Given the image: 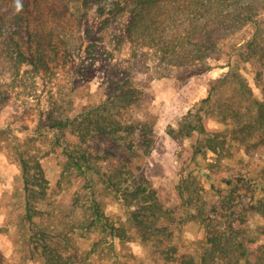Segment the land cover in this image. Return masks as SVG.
I'll list each match as a JSON object with an SVG mask.
<instances>
[{
	"label": "rangeland",
	"instance_id": "1",
	"mask_svg": "<svg viewBox=\"0 0 264 264\" xmlns=\"http://www.w3.org/2000/svg\"><path fill=\"white\" fill-rule=\"evenodd\" d=\"M125 27L123 21L118 37L106 45L95 40L83 41L81 45L77 37L72 55L59 61L50 75L39 74L28 66L22 67L20 73L10 70L0 73V92L4 94L0 96V227L8 229L0 234V252L7 258V264H43L41 260H27L16 244L17 224L25 203L18 158L21 152H27L40 159L49 181L42 224L69 234L71 243L81 251L90 250L99 242L101 245L95 249L98 253L91 258L93 264L117 262L115 255L125 264H244L238 258L243 250H257L264 244L261 235L264 216L253 210L264 201V181H260L264 153L231 146V135L225 148L219 149L223 157L219 160L216 159L218 153L204 148L203 138L198 134L176 140L171 130L177 129L182 119L208 97L216 80L230 72L239 74L256 98H262L256 83L259 63L246 61L237 52L260 30L264 33V16L222 45L214 56L188 67L166 64L156 50L148 47L134 55L132 47L122 41ZM122 86L125 89H121ZM134 91L140 95L138 105L131 104L121 112L114 107L115 98L123 95L129 98V92ZM234 96L228 87L215 92L213 100H219L217 105L228 119L224 120L221 114L206 118L208 132L221 135L238 123L236 112L240 111L242 116L245 110ZM51 102L56 103L55 109ZM109 112L113 116L102 128L110 132L115 122L128 133L127 141L136 140L132 148L124 140L123 150L111 149L121 156L124 153L125 163L120 166L116 160L109 174L117 168L116 174H121L124 187L134 189L136 177L142 173L160 202L172 210V222L162 224L168 226L173 235L170 239L162 238L170 246H178V256L173 260H165L140 239L123 244L111 230L103 231L102 225L93 227L95 234L86 230L95 218L90 209L92 191L96 200L103 203L106 216L116 225L127 220L128 208L121 193L108 187L96 173H91L93 188L76 173L63 176L66 162L63 146L66 142L78 143L75 135L78 129L50 131V118L84 119L95 114L109 115ZM144 124L152 131L149 147L143 137ZM97 134L99 132L94 131L93 136ZM58 138L62 145L57 144ZM116 144L113 140L103 142L99 137L91 141L95 154L103 152L99 151L101 147L113 148ZM199 147L204 153L196 156ZM226 150L234 151V157L227 158ZM210 162L215 165L209 167ZM126 164H132L135 172H128L124 168ZM100 170L108 172L103 166ZM251 179L259 186L251 185ZM202 211L219 224L222 246L215 250L202 243L205 231L194 219V215ZM73 230L76 232L72 233Z\"/></svg>",
	"mask_w": 264,
	"mask_h": 264
},
{
	"label": "trees",
	"instance_id": "2",
	"mask_svg": "<svg viewBox=\"0 0 264 264\" xmlns=\"http://www.w3.org/2000/svg\"><path fill=\"white\" fill-rule=\"evenodd\" d=\"M20 3L22 7L17 11L15 0H0V73L9 70L20 73L22 67L28 66L39 74L50 75L59 61L72 55L77 37L82 41L81 45L83 41L93 40L109 44L118 37L117 32L123 21L126 27L122 41L132 47L134 55H137L139 49L148 47L156 50L166 64L176 67L194 66L214 56L222 45L253 21L264 16V0H20ZM262 31L255 34L237 52L242 59L259 63L256 83L262 98H256L239 74L230 72L216 80L208 97L201 100L182 119L177 129L171 130L174 139H189L198 134V137L203 138L204 148L218 153L216 159L219 160L223 158L219 149L225 148L231 135V146L245 147L248 151L262 150L264 153ZM79 51L78 46L77 52ZM222 87L232 89L235 94L233 99L241 103L245 112L240 116V111H237L238 123L232 130L220 135L206 130L205 119L216 114H221L224 120L228 119L217 105L219 100H213L215 92ZM121 89L125 87L122 86ZM3 95L0 92V96ZM115 99L113 105L121 112L131 104L138 105L140 95L134 91L129 92V98L123 95ZM51 106L55 109L56 103L51 102ZM112 116L109 112V115L95 114L84 119H53V116L50 118V131L68 127L78 129L75 134L78 143L66 142L63 146L62 155L66 158L63 176L76 173L85 182L89 181L88 184H92L93 188L91 173H96L103 183L120 192L124 199L128 208L127 220L116 225L106 216L103 203L96 200L92 191L90 199L93 204L90 209L95 218L86 227L89 234H95L93 227L102 225L103 231L111 230L112 235L123 244L140 239L146 245L152 246L165 260H173L178 256V246H170L162 238L170 239L173 235L170 228L162 224L166 221L172 222V210L160 202L157 193L149 188L142 173L136 177L138 180L134 189H131V186L124 187L121 174H116L117 168L109 174L111 164L116 160L120 166L125 163L124 153L121 156L122 154L111 149L123 150L124 140L130 145L129 148L134 147L136 142L135 139L127 141L128 133L115 122L110 132L102 128ZM92 125L96 126L95 130ZM144 126L143 137L145 145L149 147L152 131L148 125ZM94 131L99 134L93 136ZM97 137L103 142L109 143L113 140L117 144L113 148L101 147L99 151L103 152L95 154L91 141ZM57 144L62 145L60 138ZM225 152L227 158H233L235 155L234 151ZM195 153L197 156L204 152L199 147ZM18 162L25 185L24 212L19 217L16 235V244L21 254L27 260H41L43 264H93L91 258L98 253L95 249L101 245L99 242H95L90 250L81 251L71 243L69 234H65L58 227L42 224V207L48 196L49 181L40 159L34 154L21 152ZM214 165L209 163V167ZM102 166L108 172H102ZM124 168L128 172H135L132 164H126ZM262 178L264 179V170ZM263 179L260 181H264ZM249 183L259 186L255 179H251ZM253 210L264 216V201L261 200ZM194 219L200 222L205 231L202 243L211 245L212 250L222 246L219 224L213 216L202 211L194 215ZM7 231L4 226L0 227V234ZM75 232L73 230L72 233ZM261 235L264 237V227ZM115 256L117 262L110 264H125L120 261L119 255ZM238 258H241L244 264H264V244L257 250H243ZM7 261L0 252V264H7Z\"/></svg>",
	"mask_w": 264,
	"mask_h": 264
},
{
	"label": "clouds",
	"instance_id": "3",
	"mask_svg": "<svg viewBox=\"0 0 264 264\" xmlns=\"http://www.w3.org/2000/svg\"><path fill=\"white\" fill-rule=\"evenodd\" d=\"M15 6L16 10L19 11L22 7V4L20 3V0H15Z\"/></svg>",
	"mask_w": 264,
	"mask_h": 264
}]
</instances>
